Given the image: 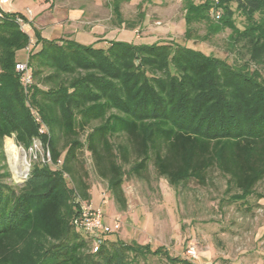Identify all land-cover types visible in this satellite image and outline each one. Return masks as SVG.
I'll use <instances>...</instances> for the list:
<instances>
[{"label": "trees", "instance_id": "16d2710c", "mask_svg": "<svg viewBox=\"0 0 264 264\" xmlns=\"http://www.w3.org/2000/svg\"><path fill=\"white\" fill-rule=\"evenodd\" d=\"M123 2L111 0V12L133 30L143 15L123 20ZM183 7L186 38L192 24H206L212 35L229 29V50L246 60L231 64L169 43L99 48L35 32L39 48L27 55L25 88L15 65L31 40L16 13L0 19V264H145L148 257L192 264L161 247L119 240L90 252L91 240L73 224L76 200L90 203L81 152L120 211L124 181H147L150 166L175 189L191 181L205 187L216 171L232 202L262 198L254 192L264 181V0H183ZM10 138L25 151L39 140L50 156L49 164H31L20 186L3 181L10 175L2 147Z\"/></svg>", "mask_w": 264, "mask_h": 264}, {"label": "rangeland", "instance_id": "374dc122", "mask_svg": "<svg viewBox=\"0 0 264 264\" xmlns=\"http://www.w3.org/2000/svg\"><path fill=\"white\" fill-rule=\"evenodd\" d=\"M110 1L9 0L1 8L16 14L23 13L25 9L31 10L30 28L26 30L31 38L28 54L39 48V44L35 45L38 40L36 32L43 40L71 38L81 45L99 48L107 47L112 41L134 45L169 43L231 64L238 65L246 60L244 55L229 50V29L212 35L208 34L206 24H192L188 27L193 31L186 38L183 0L123 2L119 8L123 20L136 22L139 14L143 15L140 25L133 30L117 23V17L111 12ZM190 1L200 5L205 0ZM209 18L213 23L218 22L212 13ZM235 23L239 28L244 23L237 13ZM25 59L26 51L17 54L18 61L24 62ZM260 73L264 80V70H260ZM5 140L2 148L10 176L3 181L20 186L22 180L14 177L6 146L23 149L12 138L11 142ZM23 151L29 164L33 154L41 153L42 148L40 151L34 147L33 152ZM81 158L90 185V203L101 210L106 224L111 225L115 219L119 221V230L108 239L126 244L149 245L152 250L161 247L171 257L192 264H264V181L256 186L254 192L262 195V198L257 200L253 196L243 204L232 202L230 196L225 194V179L216 171L210 173V181L205 187L191 181L175 189L165 180L157 178L150 166L147 181L132 178L124 181L127 206L120 211L107 184L97 177L89 154L81 152ZM23 171L29 172L30 166ZM190 248L195 250L194 258L187 253ZM145 264H166V261L162 257H148Z\"/></svg>", "mask_w": 264, "mask_h": 264}, {"label": "built area", "instance_id": "2783aa9c", "mask_svg": "<svg viewBox=\"0 0 264 264\" xmlns=\"http://www.w3.org/2000/svg\"><path fill=\"white\" fill-rule=\"evenodd\" d=\"M212 5H216L218 0H207ZM9 0H0V19L4 18L5 13H11L12 11H4L1 8V5L8 4ZM213 16L218 20L220 18V11L216 8H213L211 11ZM32 12L30 9H25L23 13L21 14H15L14 15V22L18 25V28L20 31L25 32L30 28ZM30 38V37H29ZM31 40V38H30ZM26 58L29 52V47L26 48ZM15 70L21 74V82L23 86L26 88L31 83V77H30V70L27 65V59H25L24 62L17 63L15 65ZM35 120L37 121L38 118L35 117ZM11 139V138H10ZM13 139V138H12ZM39 144V148H37V145ZM33 147L35 150L40 151L42 148V152L34 153L32 160L30 158V163L27 164L28 166H31V164L40 162L41 164H49L50 163V156L48 151L41 145L39 140H33L31 148H29V151L33 150ZM24 150V149H23ZM33 152V151H32ZM29 172H23V175L20 178V185L24 183L28 176ZM76 206L78 210V214L73 219V224L76 228V230L84 237L89 238L91 240V250L90 252L96 253L99 249V247L112 235L114 232L118 231L120 228L119 221L117 219L112 221L111 225L106 224L103 222V215L100 209L93 207L91 203H88L86 201H79L76 200ZM104 204V202H102ZM187 253L190 257H195V250L193 248L188 249Z\"/></svg>", "mask_w": 264, "mask_h": 264}, {"label": "bare ground", "instance_id": "6f19581e", "mask_svg": "<svg viewBox=\"0 0 264 264\" xmlns=\"http://www.w3.org/2000/svg\"><path fill=\"white\" fill-rule=\"evenodd\" d=\"M6 154L10 161L15 179L21 178L24 172L23 170L27 168L25 152L15 148L13 145H7Z\"/></svg>", "mask_w": 264, "mask_h": 264}, {"label": "crops", "instance_id": "0c3cea01", "mask_svg": "<svg viewBox=\"0 0 264 264\" xmlns=\"http://www.w3.org/2000/svg\"><path fill=\"white\" fill-rule=\"evenodd\" d=\"M71 40V38H69Z\"/></svg>", "mask_w": 264, "mask_h": 264}]
</instances>
